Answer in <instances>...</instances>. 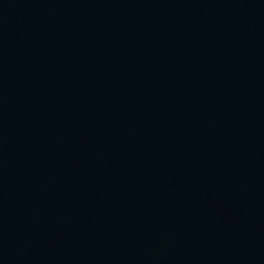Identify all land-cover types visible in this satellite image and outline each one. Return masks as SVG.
Returning a JSON list of instances; mask_svg holds the SVG:
<instances>
[{
  "label": "water",
  "instance_id": "1",
  "mask_svg": "<svg viewBox=\"0 0 264 264\" xmlns=\"http://www.w3.org/2000/svg\"><path fill=\"white\" fill-rule=\"evenodd\" d=\"M0 264H264V0H0Z\"/></svg>",
  "mask_w": 264,
  "mask_h": 264
}]
</instances>
